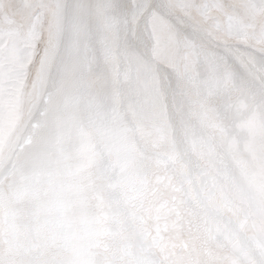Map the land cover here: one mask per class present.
Instances as JSON below:
<instances>
[{
  "label": "clouds",
  "instance_id": "clouds-1",
  "mask_svg": "<svg viewBox=\"0 0 264 264\" xmlns=\"http://www.w3.org/2000/svg\"><path fill=\"white\" fill-rule=\"evenodd\" d=\"M127 2L0 8V264H264V0H157L174 68Z\"/></svg>",
  "mask_w": 264,
  "mask_h": 264
},
{
  "label": "snow or ice",
  "instance_id": "snow-or-ice-1",
  "mask_svg": "<svg viewBox=\"0 0 264 264\" xmlns=\"http://www.w3.org/2000/svg\"><path fill=\"white\" fill-rule=\"evenodd\" d=\"M125 7L132 9L133 6L126 0ZM134 11L145 21V36L134 34L133 38L141 46H147L154 62H163L169 68H174L173 60L178 43L175 31L180 24L184 23L182 18L174 17L169 8L158 3L157 0H139ZM182 43L188 50L186 59H194L199 55V49L189 37H185ZM135 102L137 107L143 111L156 107L160 100L150 86H144L137 91Z\"/></svg>",
  "mask_w": 264,
  "mask_h": 264
},
{
  "label": "rangeland",
  "instance_id": "rangeland-1",
  "mask_svg": "<svg viewBox=\"0 0 264 264\" xmlns=\"http://www.w3.org/2000/svg\"><path fill=\"white\" fill-rule=\"evenodd\" d=\"M8 4V0H0V8H3V6H7ZM16 6V7H15ZM19 9H22L19 5H17L16 3H14V7L12 8V11H17V13H19Z\"/></svg>",
  "mask_w": 264,
  "mask_h": 264
},
{
  "label": "bare ground",
  "instance_id": "bare-ground-1",
  "mask_svg": "<svg viewBox=\"0 0 264 264\" xmlns=\"http://www.w3.org/2000/svg\"><path fill=\"white\" fill-rule=\"evenodd\" d=\"M12 3H13V7H14L15 0H12ZM5 6H6V5H5ZM5 6H3V7H5ZM13 7H12V8H13ZM15 7H16V6H15ZM20 10H21V11H20ZM19 11H20L19 13H17V11H15V12L12 11V14H13L14 16H17V17H18L19 15L22 14V9H19Z\"/></svg>",
  "mask_w": 264,
  "mask_h": 264
}]
</instances>
